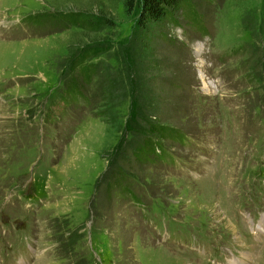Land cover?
Segmentation results:
<instances>
[{
	"label": "rangeland",
	"instance_id": "374dc122",
	"mask_svg": "<svg viewBox=\"0 0 264 264\" xmlns=\"http://www.w3.org/2000/svg\"><path fill=\"white\" fill-rule=\"evenodd\" d=\"M191 4L199 31L181 15L142 31L123 0H0V258L264 264V0ZM74 12L112 23L25 21ZM72 85L86 104L59 101ZM149 125L189 145L155 136L165 158L138 163ZM115 171L136 204L106 193Z\"/></svg>",
	"mask_w": 264,
	"mask_h": 264
},
{
	"label": "trees",
	"instance_id": "16d2710c",
	"mask_svg": "<svg viewBox=\"0 0 264 264\" xmlns=\"http://www.w3.org/2000/svg\"><path fill=\"white\" fill-rule=\"evenodd\" d=\"M208 1L210 5L216 4L221 0H204ZM124 5L130 11L137 7L139 13L137 16V27L142 31H146L149 26H161L164 22L172 24L176 28H181L178 22V15H181L185 19V23L189 24L191 22L192 27L201 28L199 25L201 22V17L195 11V7L191 4V0H123ZM42 17V18H41ZM43 17L44 20H43ZM25 21H30L33 25H44V21L48 22L50 25L61 28H68L67 26H72L84 30L86 32L96 33L105 25H110L112 22L106 18L98 17L93 14L85 13H65L58 17H51L49 15L29 16ZM63 28V30H64ZM199 31V30H198ZM100 50L96 51L94 48L88 49L81 52L80 56L77 57L71 64L72 71L78 70L79 77L85 82H89L92 76L96 73V66L88 64L89 66H84V63L91 57L96 56ZM70 87V88H68ZM63 89L59 101L63 105H75L77 103L86 104L84 99H80L78 96L77 86L72 85ZM58 111V110H57ZM128 126V123H127ZM124 131L127 132V127L125 126ZM165 131V132H164ZM173 131L172 134H169ZM147 137H144L142 141L137 145L134 159L138 163L145 164L144 162L149 161L151 155H155L156 159L159 157L165 158L166 150L163 149L158 142L154 141L155 136L164 140H171L178 145L188 146V137L186 133L177 132L175 130L161 127V126H151L149 125L148 130H146ZM157 140V138H156ZM159 151V152H158ZM153 155V156H154ZM125 174L120 171H115L109 176V180L105 185V191L107 194H112L114 192H119L121 196L127 200L137 203L135 196L130 188V182L126 180Z\"/></svg>",
	"mask_w": 264,
	"mask_h": 264
}]
</instances>
